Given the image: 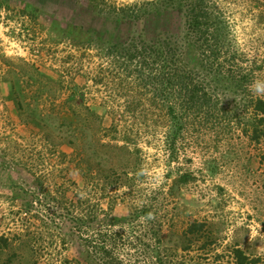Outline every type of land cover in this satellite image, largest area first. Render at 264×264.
I'll return each instance as SVG.
<instances>
[{
    "label": "rangeland",
    "instance_id": "rangeland-1",
    "mask_svg": "<svg viewBox=\"0 0 264 264\" xmlns=\"http://www.w3.org/2000/svg\"><path fill=\"white\" fill-rule=\"evenodd\" d=\"M139 1L0 0V264H16L17 256L29 264H77L65 208L71 212L79 194L94 192L114 195L116 201L102 196L120 211L145 204L146 220L164 225L168 250L136 264L230 263L234 248L264 264V135L254 141L244 133L252 122L249 97L264 100L253 91L264 82V0H215L244 54L235 63L246 70L254 63L253 79L226 107L227 121L212 117L175 145L147 100L128 112L132 92L120 90L118 75L94 82L108 59L62 37L43 17L77 26L83 10L107 14ZM193 222H203L215 241L203 245L202 237L181 250L176 233Z\"/></svg>",
    "mask_w": 264,
    "mask_h": 264
},
{
    "label": "trees",
    "instance_id": "trees-1",
    "mask_svg": "<svg viewBox=\"0 0 264 264\" xmlns=\"http://www.w3.org/2000/svg\"><path fill=\"white\" fill-rule=\"evenodd\" d=\"M63 3L70 4L69 0H61L59 5ZM32 8L41 13L39 8ZM77 14V26L59 24L52 15L43 17L58 26L62 37L92 45L108 59L107 66L97 71L94 82L101 75H118L120 90L132 92L126 100L128 112H136L134 106L147 100L150 107L156 108L155 114L158 111L167 122L166 142L170 145H175L184 131L189 133L202 127L212 117L224 118L226 107L231 101H238L236 94L249 92L254 63L247 70L241 64L236 65V59L244 54L234 46L229 21L215 0H143L113 8L107 14L88 9ZM249 104L252 122L244 128V133L259 141L264 135V100L251 96ZM236 111L233 110L234 118ZM153 113L152 110L140 112L145 116ZM232 118H228V123ZM105 193L79 194L71 212L65 208L70 234L78 243L74 261L136 264L141 256L151 261L158 259L159 248L169 241L164 225L146 220L149 210L145 204H130L126 211L116 210L107 203L108 198L116 201L115 196ZM104 199L107 206L102 204ZM176 234L185 242L184 246H178L181 250H188L202 237H205L203 245L215 241L203 222L190 223ZM231 254L230 263L214 259L208 264L256 262L240 248H234ZM15 261L29 264L22 256H17ZM159 264L164 263L159 261Z\"/></svg>",
    "mask_w": 264,
    "mask_h": 264
},
{
    "label": "clouds",
    "instance_id": "clouds-1",
    "mask_svg": "<svg viewBox=\"0 0 264 264\" xmlns=\"http://www.w3.org/2000/svg\"><path fill=\"white\" fill-rule=\"evenodd\" d=\"M253 91L258 95L264 93V82H255Z\"/></svg>",
    "mask_w": 264,
    "mask_h": 264
}]
</instances>
